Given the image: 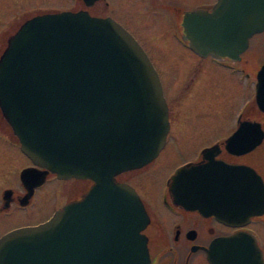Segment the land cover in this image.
Listing matches in <instances>:
<instances>
[{
  "label": "water",
  "instance_id": "obj_1",
  "mask_svg": "<svg viewBox=\"0 0 264 264\" xmlns=\"http://www.w3.org/2000/svg\"><path fill=\"white\" fill-rule=\"evenodd\" d=\"M95 1L84 0L87 6ZM263 31L264 0H217L210 10L183 15V38L202 56L238 60L250 38ZM261 92L256 100L264 110ZM0 112L21 150L43 169L21 172L28 190L21 203L48 172L91 178L96 185L87 198L99 193L109 231L107 243H97L94 227H80V202L70 201L48 220L2 235L0 264H149L140 233L146 212L132 186L115 183L118 173L152 161L170 128L158 73L136 38L110 16L87 9L33 15L0 53ZM263 139L259 121L242 120L223 145L243 154ZM220 149L205 148L200 161L176 170L173 182L183 181V193L223 196L234 217L261 214V175L249 165L215 159ZM213 250L209 258L217 264L221 250Z\"/></svg>",
  "mask_w": 264,
  "mask_h": 264
},
{
  "label": "flooded vegetation",
  "instance_id": "obj_2",
  "mask_svg": "<svg viewBox=\"0 0 264 264\" xmlns=\"http://www.w3.org/2000/svg\"><path fill=\"white\" fill-rule=\"evenodd\" d=\"M175 1L173 9L170 10L171 13L175 12L176 18L173 20L177 21L179 27L176 28V31L172 32V35L176 41H179L184 47L188 48L192 55L199 60L198 63L201 65V68L199 67L198 70H195L192 76L188 79L186 85L180 86V83H178L174 88L171 97H175V102H177L179 106L184 102L186 107L185 114L188 116L193 115L199 123L200 119H212L218 121L219 118L223 116V111H215L212 115H210L209 112L205 114L206 110L203 106V103L205 102L203 100L207 99V96H205L203 100L201 99L202 101L198 100L201 109L192 103V101L197 100L195 98H197V95L199 96L200 91L204 90L202 88L207 81L205 83L203 82V75L208 66L211 67L209 63H213L215 66L212 67L215 69H224L226 70V74L227 71H229V74L231 75L238 73V78H235L236 81L234 84L240 80L245 82L247 86H251L253 104L249 107H247V104H242L239 107L233 118L236 127L233 128L230 133L226 136L218 137L211 143L199 147V150L197 148L195 151L197 156L194 158H187L182 162L175 164L171 169H168L169 171L163 169L164 171L160 177L156 178L154 172L162 163H157V161L164 158V151L170 143L173 141L179 143L180 139L178 136L180 135L179 133L172 134V136L169 134L172 129L170 116L173 111H171L169 97L168 99L165 97L168 105L170 128L163 148L160 150L159 154L146 165L140 168L126 170L115 175V183H123L132 186L138 194L141 205L146 212L148 221L145 227L141 229L140 233L146 237V244L150 257L149 264H216L209 258V251L213 249L221 250V258L217 261V264H264V211L261 214L251 215L247 218H244L243 215H237L234 217L236 210L228 209L227 201L223 204V196L183 193L182 187H179L182 186L183 181L181 180L182 184H180V181L173 182L172 178L180 166L188 162L200 161L202 159V151L205 148L219 144L221 149L215 159L222 160L224 163L231 165H249L261 175L264 181V139L260 145L243 154L231 153L223 145V141L231 135L242 120L253 122L259 121L264 129V110L260 109L256 100L257 93L261 92V83L264 81V74L260 73L262 65L264 64V57L256 61L250 73L246 68L248 60H243L242 54L240 59L231 60L228 58H216L211 55L202 56L196 53L190 48L189 43H187L188 41L185 40L182 35L184 12L191 9L210 10L217 0H203L206 2H202L197 6H191V8H184L181 12L178 0ZM39 9L41 12L38 14L62 11L66 8L42 6L39 7ZM159 16L161 19L163 17L168 18L166 14H161ZM20 25L16 27L12 26L7 28V30L2 31V46L0 53L4 49L9 37L16 32ZM254 35L250 38L246 50L251 47H254L256 52L257 50H264L262 44L263 41H256L257 39ZM262 39L264 40V37ZM261 48L263 49L261 50ZM258 57L259 56H257V58ZM152 63L159 74L164 94L163 73H161L155 61H152ZM210 72H212L210 74L212 76L215 74L213 71ZM221 73H223V71H221ZM230 78L232 77L230 76ZM224 79L223 83L228 80L226 75L224 76ZM194 82L195 87L192 93L190 92V95L183 99L185 95L184 92L188 91L189 87H191ZM181 88L186 90L183 92L180 90ZM262 93L263 92H261V94ZM224 108L225 106L223 105V110ZM247 109L250 110V112L245 113V110ZM223 126L225 127L226 125ZM2 128H8L10 130L9 133L4 134L1 131ZM223 132H226L225 129ZM189 138L191 139L193 136L191 135ZM181 139H186V137L183 136ZM21 158L22 160H25V162L21 163ZM0 161V183H7L0 192V223H2V225L9 220H17L19 217L16 213L17 211L27 210L31 205H37V203H39V200L37 199L38 190L48 181L63 183L60 192L58 189L52 190L53 199L56 198L57 200L59 198V200L56 201L59 202L63 198V202L53 207L44 219L36 222H25L12 225L1 231L0 236L22 226L35 225L46 221L56 212V210L63 207L66 203L76 200L81 204V229L86 227L87 230H90L91 227H94L97 233V243H107V233L109 231L108 229L106 230L107 225L104 223V216L101 214V209H98V205H103V203H98L99 193L92 199L87 198L91 189L96 185V181L91 178H61L53 172H48L43 183L34 188L33 194L28 202L26 204L21 203L24 195L28 191L21 179V172L25 168L36 167V165H34L31 159L22 152L18 137L12 133L11 128L2 117L1 112ZM16 169L19 171L17 174L15 173ZM37 169L38 171L43 170L40 167H37ZM155 188L156 190L154 192ZM152 192H154V194ZM103 199H106L107 201L108 198L105 196ZM30 211H32V209L28 210V212ZM2 225L0 227H2ZM87 234V237H90V233L87 232Z\"/></svg>",
  "mask_w": 264,
  "mask_h": 264
},
{
  "label": "rangeland",
  "instance_id": "obj_3",
  "mask_svg": "<svg viewBox=\"0 0 264 264\" xmlns=\"http://www.w3.org/2000/svg\"><path fill=\"white\" fill-rule=\"evenodd\" d=\"M175 0H96L93 5L87 6L84 0H0V49L2 46L1 33L7 28L12 26H18L24 22V20L40 13L39 7H60L71 9H87L92 15L106 17L110 16L115 21L123 24L132 34H134L143 48L147 51L152 61H155L157 67L163 73L164 94L165 97L170 100L171 107V132L169 134H180L179 143L172 142L164 151L163 159L158 162H162L160 167L154 172L156 178H159L162 172L169 171L175 164L182 162L187 158H194L196 155V149L199 147L211 143L215 139L221 136H226L230 131L236 127L233 122L234 114L238 111L239 107L243 104L249 107L253 104L251 86H247L245 82L236 81L238 73L235 75L225 73L226 70L215 69L213 63H209L210 66L206 69L203 75L204 84L203 91H200L197 100L192 101L193 105H197L199 109L201 107L198 104V100L204 99L203 106L207 114L210 115L215 111L222 112L223 116L219 120L212 119H200V123L195 117L185 114V103L182 102L179 106L175 102V97L172 98L173 90L178 83L180 86L186 85L188 79L195 70H198L201 66L197 58L192 55L188 48L184 47L179 41L173 37L172 32L176 31L179 27L176 20V14L171 13L170 9H173ZM176 2V1H175ZM203 0H178L180 12L184 8L191 6H197ZM152 14V15H149ZM166 14L168 18L161 17L159 15ZM153 16V17H151ZM169 19V20H168ZM11 29V28H10ZM9 29V30H10ZM256 41H263L264 32L254 35ZM6 45V44H5ZM263 48H261L262 50ZM243 60H248L246 68L251 73L257 60L264 57V50L256 52L254 47L245 50L243 53ZM257 56H259L257 58ZM245 66V65H244ZM182 68V70H181ZM201 68V67H200ZM213 71V76L210 75ZM223 71V73H221ZM232 78H230V76ZM227 76V81L223 83L224 76ZM209 78V79H208ZM231 79V80H230ZM225 80V79H224ZM195 87V82L189 87L188 91L181 88L184 92V98L192 93ZM199 90V89H198ZM180 91V92H181ZM202 99V100H201ZM223 105L225 106L223 110ZM250 110H245V113ZM169 116V113H168ZM188 117V118H187ZM186 121V122H185ZM184 123V124H183ZM183 124V125H182ZM181 125V126H179ZM223 125H226L225 127ZM5 127V126H4ZM225 129L226 132H223ZM1 131L9 133L8 128H2ZM190 134V135H185ZM193 138H189L190 136ZM185 136L186 139H181ZM166 152V153H165ZM21 163L25 162L22 160ZM1 163V161H0ZM20 170V169H19ZM19 172L17 169L15 173ZM7 183H0V192ZM62 182L48 181L43 187L38 190L37 199L39 203L37 205H31L27 210L17 211L19 215L18 219L9 220L2 227L0 232L4 229L25 222H36L44 219L51 209L63 202V198L59 201L53 199L52 190H62ZM156 188L154 189L155 192ZM154 192H152L154 194ZM61 198V197H60ZM34 212V213H33ZM16 218V217H15ZM5 222V221H4ZM0 225V226H1Z\"/></svg>",
  "mask_w": 264,
  "mask_h": 264
}]
</instances>
